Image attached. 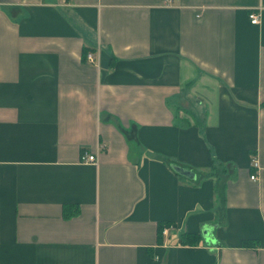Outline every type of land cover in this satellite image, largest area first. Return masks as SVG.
I'll return each instance as SVG.
<instances>
[{
    "label": "crops",
    "instance_id": "obj_1",
    "mask_svg": "<svg viewBox=\"0 0 264 264\" xmlns=\"http://www.w3.org/2000/svg\"><path fill=\"white\" fill-rule=\"evenodd\" d=\"M0 264H264V0H0Z\"/></svg>",
    "mask_w": 264,
    "mask_h": 264
},
{
    "label": "trees",
    "instance_id": "obj_2",
    "mask_svg": "<svg viewBox=\"0 0 264 264\" xmlns=\"http://www.w3.org/2000/svg\"><path fill=\"white\" fill-rule=\"evenodd\" d=\"M88 49H83V57L85 58L88 54ZM78 207L75 205H64L63 209H62V213L64 218H68V217H72L78 214ZM170 226L169 223H159L158 227H157V237H158V241L160 242L161 238H162V231L165 227ZM199 235L198 234H183L182 235V239H181V243L183 245H195L197 243H199ZM245 246L249 245V243H244Z\"/></svg>",
    "mask_w": 264,
    "mask_h": 264
},
{
    "label": "built area",
    "instance_id": "obj_3",
    "mask_svg": "<svg viewBox=\"0 0 264 264\" xmlns=\"http://www.w3.org/2000/svg\"><path fill=\"white\" fill-rule=\"evenodd\" d=\"M165 1H166L167 3H170V2H171V0H165ZM250 22H251L252 24H258V23H259V17H258L256 14H254V13L251 14V15H250ZM87 58H88L91 62L94 61L92 55H90V54H87ZM81 161H82V163H86V164H88V163H95V155H93V154H88V153H84V154L81 156ZM253 166H254V167H257V163L255 162V160L253 161ZM250 180L256 182V181H257V176H256V174L251 175V176H250ZM169 228H170V227H165V228L163 229V231H162V235H167L168 232H169Z\"/></svg>",
    "mask_w": 264,
    "mask_h": 264
},
{
    "label": "water",
    "instance_id": "obj_4",
    "mask_svg": "<svg viewBox=\"0 0 264 264\" xmlns=\"http://www.w3.org/2000/svg\"><path fill=\"white\" fill-rule=\"evenodd\" d=\"M178 171H179V172H182V173L184 172L183 170H180V169H178Z\"/></svg>",
    "mask_w": 264,
    "mask_h": 264
},
{
    "label": "bare ground",
    "instance_id": "obj_5",
    "mask_svg": "<svg viewBox=\"0 0 264 264\" xmlns=\"http://www.w3.org/2000/svg\"><path fill=\"white\" fill-rule=\"evenodd\" d=\"M88 153V152H87Z\"/></svg>",
    "mask_w": 264,
    "mask_h": 264
}]
</instances>
